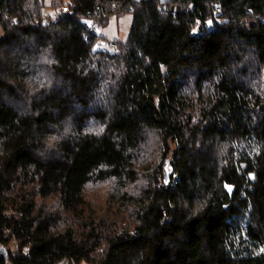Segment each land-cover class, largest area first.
I'll use <instances>...</instances> for the list:
<instances>
[{"label":"trees","instance_id":"trees-1","mask_svg":"<svg viewBox=\"0 0 264 264\" xmlns=\"http://www.w3.org/2000/svg\"><path fill=\"white\" fill-rule=\"evenodd\" d=\"M66 260L264 264V0H0V264Z\"/></svg>","mask_w":264,"mask_h":264},{"label":"rangeland","instance_id":"rangeland-1","mask_svg":"<svg viewBox=\"0 0 264 264\" xmlns=\"http://www.w3.org/2000/svg\"><path fill=\"white\" fill-rule=\"evenodd\" d=\"M54 15L55 14L52 11L46 10V18ZM133 18L134 16L132 14L125 15L121 18L114 17L111 19V22L107 27H95L97 33L106 38L105 42L99 44L100 49L114 51L115 49L111 46V43L126 42L133 23Z\"/></svg>","mask_w":264,"mask_h":264},{"label":"built area","instance_id":"built-area-1","mask_svg":"<svg viewBox=\"0 0 264 264\" xmlns=\"http://www.w3.org/2000/svg\"><path fill=\"white\" fill-rule=\"evenodd\" d=\"M112 45L115 46L114 43H113ZM12 243H13V245H15V249H18V248H19V244L17 243L16 240H13ZM17 252H18V251H17ZM23 252H24V254H26V255H30V251H29L27 248H25V249L23 250ZM15 256H16V253H15ZM59 264H70V261H69V260L62 261V262L59 263Z\"/></svg>","mask_w":264,"mask_h":264}]
</instances>
